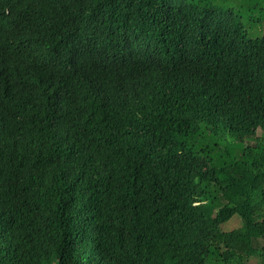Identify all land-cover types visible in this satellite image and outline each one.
Segmentation results:
<instances>
[{"label": "trees", "instance_id": "16d2710c", "mask_svg": "<svg viewBox=\"0 0 264 264\" xmlns=\"http://www.w3.org/2000/svg\"><path fill=\"white\" fill-rule=\"evenodd\" d=\"M0 5V264H264V0Z\"/></svg>", "mask_w": 264, "mask_h": 264}, {"label": "rangeland", "instance_id": "374dc122", "mask_svg": "<svg viewBox=\"0 0 264 264\" xmlns=\"http://www.w3.org/2000/svg\"><path fill=\"white\" fill-rule=\"evenodd\" d=\"M242 224L241 219L235 216L232 220L222 225L223 231H231L237 229ZM261 261L257 258H252L248 264H260Z\"/></svg>", "mask_w": 264, "mask_h": 264}, {"label": "clouds", "instance_id": "9594fccd", "mask_svg": "<svg viewBox=\"0 0 264 264\" xmlns=\"http://www.w3.org/2000/svg\"><path fill=\"white\" fill-rule=\"evenodd\" d=\"M1 10H2V7L0 5V12H1ZM5 36H6V31L5 30L1 31L0 32V38L1 37H5ZM10 59H11V48H10V46L1 43V45H0V60H6V61H8L5 64V66H6V65L9 64Z\"/></svg>", "mask_w": 264, "mask_h": 264}, {"label": "bare ground", "instance_id": "6f19581e", "mask_svg": "<svg viewBox=\"0 0 264 264\" xmlns=\"http://www.w3.org/2000/svg\"><path fill=\"white\" fill-rule=\"evenodd\" d=\"M57 126V125H56ZM57 128V127H56ZM61 128V127H60ZM74 258V257H73Z\"/></svg>", "mask_w": 264, "mask_h": 264}]
</instances>
